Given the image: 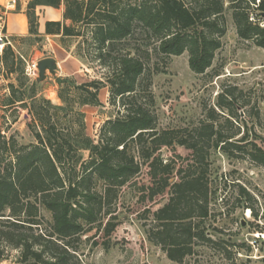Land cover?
I'll return each instance as SVG.
<instances>
[{
	"label": "trees",
	"instance_id": "16d2710c",
	"mask_svg": "<svg viewBox=\"0 0 264 264\" xmlns=\"http://www.w3.org/2000/svg\"><path fill=\"white\" fill-rule=\"evenodd\" d=\"M39 6L64 9L63 21L47 22L45 35L76 41L74 56L105 73L101 80L83 83L76 77L57 79L55 104L40 95L14 49H4L0 76L6 81L16 77V83L8 85L0 110L11 116L27 111L36 143L20 144L7 135L11 126L0 123V264L10 249L21 252V264H76L73 239L82 238L103 207L127 188L141 192L143 202L161 204L147 233L171 261L182 264L202 243L218 250L223 264H235L246 245L207 235L211 155H248L264 168V138L254 133L250 142L248 130L235 140L243 127L231 119L232 95L219 104L231 118L211 109L209 119L192 128L160 130L150 88L159 58L187 52L192 71L206 74L222 48L228 15L241 41L264 49V0H33L27 12L31 35L39 34ZM103 89L118 112L95 142L86 133L84 108L103 107ZM226 127L234 132L224 133ZM151 212L152 206L145 214ZM112 220L100 224L101 238L116 230Z\"/></svg>",
	"mask_w": 264,
	"mask_h": 264
},
{
	"label": "rangeland",
	"instance_id": "374dc122",
	"mask_svg": "<svg viewBox=\"0 0 264 264\" xmlns=\"http://www.w3.org/2000/svg\"><path fill=\"white\" fill-rule=\"evenodd\" d=\"M41 7L36 9L39 34H30L29 23L28 37L17 40L9 38L11 44L4 40L7 44L4 49L12 47L22 59L23 67L33 61L55 60L57 68L54 73L47 70L43 81H40V75L30 79L39 84L41 96L58 104L57 79L76 77L79 83H83L101 80L105 71L100 67L90 69L74 56L78 51L76 41L63 42L60 37L46 36L44 30L41 31V25L49 16L44 15L46 10ZM227 19L228 29L222 39V48L216 52L213 67L206 74L197 75L192 71L187 52L169 60H157L159 72L152 74L150 91L156 103L154 110L160 130L192 128L209 119L211 109L227 119L230 113L222 111L219 104H225L228 96L232 95L235 118H230L236 126L243 127L241 135L235 140L242 139L248 130L250 142L255 141L254 133L264 138V49L241 41L231 16L228 15ZM6 26V22L3 24L0 20V33L6 34ZM4 49H0V59ZM10 83H16V77L6 81L0 76V102H4L9 95ZM100 101L103 107L84 108L86 133L95 142L105 123L115 119L118 112L109 104L108 89L101 91ZM27 114V111L19 109L11 116L0 110V123L6 122L11 126L7 135H14L24 145L36 143L28 127ZM4 115L7 119H3ZM219 122L220 125L225 123L223 119H219ZM233 132L224 128L226 134ZM179 152L184 158L188 157L184 149H179ZM166 153L167 150H164V155ZM84 155L88 156L87 153ZM178 163L180 165L181 161ZM211 163L213 195L212 217L207 222L208 237L232 241L239 246L245 244L246 248L240 250L235 264H264V168L253 163L248 155L243 159H230L222 152L212 153ZM242 190L246 191L244 195L241 194ZM141 195L137 189H123L113 197L111 205L103 207L98 215L99 221L88 226L82 238L72 241L76 264H180L171 261L160 246L149 240L147 226L152 224V213L161 204L143 202ZM151 206V214L146 215ZM111 219H114L112 222L116 230L103 239L98 229L101 223L106 224ZM97 242L100 243L96 245ZM198 245L195 254L182 264L224 263L218 250L205 248L202 243ZM20 257L19 250L10 249L7 261L1 264H21Z\"/></svg>",
	"mask_w": 264,
	"mask_h": 264
},
{
	"label": "crops",
	"instance_id": "0c3cea01",
	"mask_svg": "<svg viewBox=\"0 0 264 264\" xmlns=\"http://www.w3.org/2000/svg\"><path fill=\"white\" fill-rule=\"evenodd\" d=\"M33 0H0V15L4 16L7 24L6 35L13 40L26 38L29 35V19L27 9ZM46 10L44 15L49 16L45 23L41 25V31L45 32L47 22H62L64 9H55L43 6ZM52 17V18H50ZM50 37V36H48Z\"/></svg>",
	"mask_w": 264,
	"mask_h": 264
},
{
	"label": "built area",
	"instance_id": "2783aa9c",
	"mask_svg": "<svg viewBox=\"0 0 264 264\" xmlns=\"http://www.w3.org/2000/svg\"><path fill=\"white\" fill-rule=\"evenodd\" d=\"M0 20L3 21V24H5L4 17L2 15H0ZM2 29H4V27ZM4 40L8 41V44H11V42L9 41V38L7 37V35L3 34V32H1L0 33V43H2V45H0V49L1 50H3L4 47L7 45ZM38 65H39V62H36V61L27 63V65L25 67L26 76L29 77V78L38 77V75H39Z\"/></svg>",
	"mask_w": 264,
	"mask_h": 264
},
{
	"label": "water",
	"instance_id": "95a60500",
	"mask_svg": "<svg viewBox=\"0 0 264 264\" xmlns=\"http://www.w3.org/2000/svg\"><path fill=\"white\" fill-rule=\"evenodd\" d=\"M56 68V62L51 58L40 61L38 65L40 81H43L45 79L47 70L54 73L56 71Z\"/></svg>",
	"mask_w": 264,
	"mask_h": 264
},
{
	"label": "bare ground",
	"instance_id": "6f19581e",
	"mask_svg": "<svg viewBox=\"0 0 264 264\" xmlns=\"http://www.w3.org/2000/svg\"><path fill=\"white\" fill-rule=\"evenodd\" d=\"M250 216V215H249Z\"/></svg>",
	"mask_w": 264,
	"mask_h": 264
}]
</instances>
